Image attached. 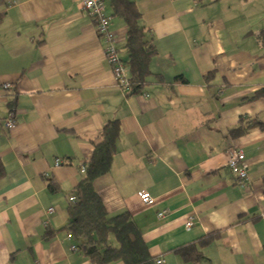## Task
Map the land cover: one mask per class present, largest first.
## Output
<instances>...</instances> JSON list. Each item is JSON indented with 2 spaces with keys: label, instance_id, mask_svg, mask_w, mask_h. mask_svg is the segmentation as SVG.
I'll list each match as a JSON object with an SVG mask.
<instances>
[{
  "label": "crops",
  "instance_id": "crops-1",
  "mask_svg": "<svg viewBox=\"0 0 264 264\" xmlns=\"http://www.w3.org/2000/svg\"><path fill=\"white\" fill-rule=\"evenodd\" d=\"M132 1L156 50L137 93L117 85L83 0H0V264H94L63 227L109 121L120 126L116 151L93 186L152 255L264 264V99L243 102L264 88V0ZM105 4L122 61L126 26ZM248 118L261 125L232 136ZM230 148L244 153L245 185L226 167Z\"/></svg>",
  "mask_w": 264,
  "mask_h": 264
},
{
  "label": "trees",
  "instance_id": "trees-1",
  "mask_svg": "<svg viewBox=\"0 0 264 264\" xmlns=\"http://www.w3.org/2000/svg\"><path fill=\"white\" fill-rule=\"evenodd\" d=\"M105 2L110 5L111 15L122 20L127 30L124 44L127 58L122 60L127 68L126 87L136 93L141 92L151 75L149 63L156 52L153 35L140 23L141 13L132 0ZM260 98L264 99V88L245 98L243 102ZM9 106L14 107L13 102H10ZM260 125L261 123L253 118L240 119L230 133L232 136H241ZM119 132L117 121H109L101 129L91 159L82 170V177L71 196L75 201L68 204V219L63 229L69 233L75 248L94 264H156L157 258L149 252L142 239V233L131 216L127 212L109 215L93 186L96 178L110 170ZM60 163L57 162L58 165ZM4 174L0 160V180ZM48 189L55 193L59 186L51 182ZM180 251L188 261H197L200 256L199 252H195V248H180Z\"/></svg>",
  "mask_w": 264,
  "mask_h": 264
},
{
  "label": "built area",
  "instance_id": "built-area-1",
  "mask_svg": "<svg viewBox=\"0 0 264 264\" xmlns=\"http://www.w3.org/2000/svg\"><path fill=\"white\" fill-rule=\"evenodd\" d=\"M82 5L94 20L98 37L104 40V56L106 61L112 66V72L117 85L120 88H127V68L118 56V51L114 45V37L110 29L111 18L105 14V0H83ZM3 87L4 89H8L10 85L5 84ZM13 126L14 115L9 113L4 120V127L7 130H11ZM226 167L241 184L245 185L248 174V163L242 150L231 148L227 151ZM140 199L144 205L151 202V197L148 192H142L140 194ZM70 201L74 202L75 199L71 197ZM49 211H52V208H50ZM167 213V211H162L158 214V216L162 217ZM191 225L192 220L187 221L185 224L186 228H190ZM156 264H164V262L161 259H156Z\"/></svg>",
  "mask_w": 264,
  "mask_h": 264
}]
</instances>
